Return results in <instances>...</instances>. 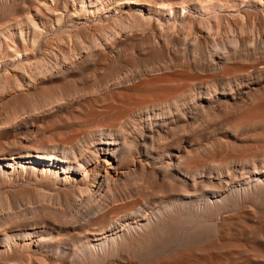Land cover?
Segmentation results:
<instances>
[{
	"label": "bare ground",
	"instance_id": "6f19581e",
	"mask_svg": "<svg viewBox=\"0 0 264 264\" xmlns=\"http://www.w3.org/2000/svg\"><path fill=\"white\" fill-rule=\"evenodd\" d=\"M262 30L264 0H0V264H264Z\"/></svg>",
	"mask_w": 264,
	"mask_h": 264
},
{
	"label": "rangeland",
	"instance_id": "374dc122",
	"mask_svg": "<svg viewBox=\"0 0 264 264\" xmlns=\"http://www.w3.org/2000/svg\"><path fill=\"white\" fill-rule=\"evenodd\" d=\"M223 31V30H222ZM263 31V30H262ZM262 34H264V31L262 32ZM182 47V46H181ZM215 133H222L219 129L214 131Z\"/></svg>",
	"mask_w": 264,
	"mask_h": 264
}]
</instances>
